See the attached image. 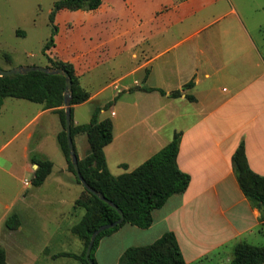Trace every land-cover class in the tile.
<instances>
[{
	"label": "crops",
	"instance_id": "1",
	"mask_svg": "<svg viewBox=\"0 0 264 264\" xmlns=\"http://www.w3.org/2000/svg\"><path fill=\"white\" fill-rule=\"evenodd\" d=\"M225 1L222 13L203 14ZM61 11L80 13L87 22L62 31L52 46L56 56L45 67L72 65L89 93L88 101L71 106L75 126L89 124L96 108L100 120L112 121L113 141L104 149L111 174L134 171L181 135L177 163L191 176L190 185L154 211L153 225L137 235L155 232V242L173 232L187 264H230L236 244L253 245V236H264L262 210L242 193L233 166L243 144L251 169L264 176V0H103L93 11ZM20 101L27 100L6 98L0 111V119L7 109L22 116L15 123L8 116L0 120V142L7 125L13 131L0 144V235L20 233L30 240L41 198L29 194L24 181L34 177V156L52 161L44 142L57 140L61 123L53 110ZM73 142L78 159L85 158L86 135L77 134ZM61 159L57 173L68 189H77L65 156ZM55 168L53 162L42 186ZM13 213L22 222L16 231L5 226Z\"/></svg>",
	"mask_w": 264,
	"mask_h": 264
},
{
	"label": "trees",
	"instance_id": "2",
	"mask_svg": "<svg viewBox=\"0 0 264 264\" xmlns=\"http://www.w3.org/2000/svg\"><path fill=\"white\" fill-rule=\"evenodd\" d=\"M103 0H62L56 4V10L51 16L53 20L60 10L93 11L98 9ZM54 44L48 43L46 49ZM6 61L11 57L4 53ZM52 66L67 70L73 81V96L71 106L88 101L90 95L80 85L72 65L63 62H52ZM193 83L185 87H191ZM65 78L59 75H49L42 72H30L24 75L0 77V111L6 98H17L38 103L45 109L53 110L60 119L61 130L57 136L59 147L64 154L68 171L73 174L76 182L82 185L71 162L65 127ZM163 93V92H162ZM175 92L173 96L179 95ZM194 100L193 97H189ZM100 109L93 112L89 124L75 126L72 119V138L83 133L87 137L89 151L85 158L79 159L80 172L95 191L103 194L113 202L123 213L122 224L100 233L91 252V260L97 264L95 251L103 238L118 232L125 225L140 229H149L154 223V211L161 209L168 199L184 194L191 182V176L183 172L177 163L181 135L175 134L173 140L161 151L130 173L120 176L111 174L104 149L113 141V123L109 119L100 120ZM37 165L32 185L42 186L53 171V162L41 157H33ZM233 166L240 189L255 207L262 210L261 221L264 223V176L255 173L248 162L245 146L238 147L233 155ZM83 209L84 215L71 228L73 235L83 244L80 255L64 254L79 261L80 264H90L86 259V251L91 237L100 227L117 222L120 214L106 202L83 187V191L74 203V211ZM20 215L11 214L5 222L10 231L20 228ZM0 264H9L7 251L0 247ZM118 264H187L182 254L176 235L165 233L160 239L150 245L132 246L125 250ZM230 264H264V246H256L246 242L235 245L233 259Z\"/></svg>",
	"mask_w": 264,
	"mask_h": 264
},
{
	"label": "rangeland",
	"instance_id": "3",
	"mask_svg": "<svg viewBox=\"0 0 264 264\" xmlns=\"http://www.w3.org/2000/svg\"><path fill=\"white\" fill-rule=\"evenodd\" d=\"M60 1L62 0H0V69H12L5 60L4 53L8 54L15 64L48 66L50 64L49 56L53 59L56 56L52 46L57 43L62 31L67 30L69 25L76 28L78 27L77 24L87 22V20L79 17L80 13L69 11L56 12L55 18L52 20L51 16L56 10V4ZM226 5L225 1L221 3V7L208 9L203 14L206 16L217 15L224 11ZM122 8L125 12L130 13L127 4L123 1ZM108 13L114 16L112 10H109ZM109 33L115 35V30H111ZM52 40L55 44L49 49L52 50L53 54L46 49L47 44ZM20 102L28 103L27 101ZM94 106L92 107L94 108ZM7 107L9 108V106ZM6 116L12 121L22 120L18 110L7 109L2 118L6 119ZM12 134L11 126L7 125L6 137L1 140L0 144L8 141L7 139ZM44 144V151L52 158L56 168L52 179L44 186L41 188L29 187V194H37L41 198L36 200L37 206L35 207L37 210L34 212L36 217L34 220L37 224L32 236L29 240L27 237L21 236L20 233L8 236L2 232L0 246L7 250L9 264H80L79 261L64 254L80 255L83 252L82 242L71 232V228L80 221L85 213L83 209L74 211V200L78 195V190H81L83 186L79 185L77 189L72 190L67 188L68 184L57 173L58 160L64 159L58 141L46 140ZM87 147L89 148V145ZM26 178L32 181L31 175H27ZM52 180L62 182V188L57 189V184H53ZM60 192L63 194L62 196H60ZM62 197L66 202L59 204L57 201ZM36 198L38 199L37 196ZM126 226L130 229H125L114 239L109 236L102 239L100 246L95 251L97 264H115L116 259L126 248L148 245L154 242L155 232L140 233L142 236H139L137 232H143L142 229L129 227L131 225ZM128 230H136V232L133 233L134 231ZM48 242L50 245L47 247ZM250 242L256 246H264V236L255 235ZM208 264H218V262L214 260Z\"/></svg>",
	"mask_w": 264,
	"mask_h": 264
},
{
	"label": "water",
	"instance_id": "4",
	"mask_svg": "<svg viewBox=\"0 0 264 264\" xmlns=\"http://www.w3.org/2000/svg\"><path fill=\"white\" fill-rule=\"evenodd\" d=\"M30 72H42L45 74L49 75H59L63 76L65 78V93H64V108H65V127H66V135H67V142H68V147L70 151V157H71V162L74 166L75 172L82 184V186L90 191L92 194L96 195L99 197L100 200L106 202L109 204L111 207H113L115 210L118 211L120 214V219L112 224H108L105 226L100 227L96 232L93 233L90 243L88 245L87 251H86V259L90 262V264H95L91 260V252L94 247L95 241L98 237V235L105 230L114 228L120 224H122L125 220L124 213L111 201H109L103 194L95 191L92 189L89 184L85 181L83 178L81 172H80V167H79V159L76 154L73 138H72V133H71V126H72V109H71V100L73 96V81L72 78L69 74V72L63 68H56V67H40V66H20L16 68H12L10 70H3L0 69V77H10L14 75H24L28 74ZM37 167V165H35Z\"/></svg>",
	"mask_w": 264,
	"mask_h": 264
},
{
	"label": "built area",
	"instance_id": "5",
	"mask_svg": "<svg viewBox=\"0 0 264 264\" xmlns=\"http://www.w3.org/2000/svg\"><path fill=\"white\" fill-rule=\"evenodd\" d=\"M24 186H25L26 188L31 187V182H30L29 180H25V181H24Z\"/></svg>",
	"mask_w": 264,
	"mask_h": 264
}]
</instances>
